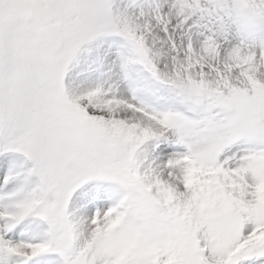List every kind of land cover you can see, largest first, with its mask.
<instances>
[{"label":"snow or ice","instance_id":"snow-or-ice-1","mask_svg":"<svg viewBox=\"0 0 264 264\" xmlns=\"http://www.w3.org/2000/svg\"><path fill=\"white\" fill-rule=\"evenodd\" d=\"M0 264H264V0H0Z\"/></svg>","mask_w":264,"mask_h":264}]
</instances>
